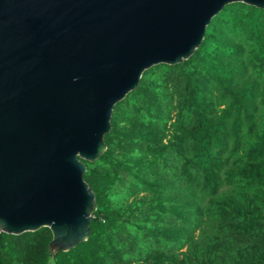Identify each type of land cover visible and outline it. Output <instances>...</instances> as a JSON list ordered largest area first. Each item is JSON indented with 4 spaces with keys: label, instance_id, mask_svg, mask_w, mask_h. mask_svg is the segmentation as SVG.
I'll list each match as a JSON object with an SVG mask.
<instances>
[{
    "label": "trees",
    "instance_id": "1",
    "mask_svg": "<svg viewBox=\"0 0 264 264\" xmlns=\"http://www.w3.org/2000/svg\"><path fill=\"white\" fill-rule=\"evenodd\" d=\"M86 164L90 235L0 231V264H264V8L226 4L187 59L144 70ZM185 248V249H184Z\"/></svg>",
    "mask_w": 264,
    "mask_h": 264
},
{
    "label": "water",
    "instance_id": "2",
    "mask_svg": "<svg viewBox=\"0 0 264 264\" xmlns=\"http://www.w3.org/2000/svg\"><path fill=\"white\" fill-rule=\"evenodd\" d=\"M264 0H0V231L47 226L50 248L90 235L83 159L144 70L187 59L222 8Z\"/></svg>",
    "mask_w": 264,
    "mask_h": 264
},
{
    "label": "rangeland",
    "instance_id": "3",
    "mask_svg": "<svg viewBox=\"0 0 264 264\" xmlns=\"http://www.w3.org/2000/svg\"><path fill=\"white\" fill-rule=\"evenodd\" d=\"M185 249V248H184ZM53 250H55V248H53Z\"/></svg>",
    "mask_w": 264,
    "mask_h": 264
}]
</instances>
